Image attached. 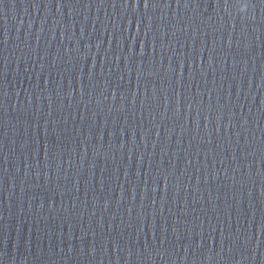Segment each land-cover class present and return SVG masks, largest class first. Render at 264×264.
I'll list each match as a JSON object with an SVG mask.
<instances>
[{
	"label": "water",
	"instance_id": "water-1",
	"mask_svg": "<svg viewBox=\"0 0 264 264\" xmlns=\"http://www.w3.org/2000/svg\"><path fill=\"white\" fill-rule=\"evenodd\" d=\"M0 0V264H264V0Z\"/></svg>",
	"mask_w": 264,
	"mask_h": 264
},
{
	"label": "clouds",
	"instance_id": "clouds-1",
	"mask_svg": "<svg viewBox=\"0 0 264 264\" xmlns=\"http://www.w3.org/2000/svg\"><path fill=\"white\" fill-rule=\"evenodd\" d=\"M248 9H249L248 0H238V11L241 14L246 13Z\"/></svg>",
	"mask_w": 264,
	"mask_h": 264
}]
</instances>
